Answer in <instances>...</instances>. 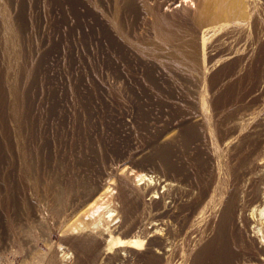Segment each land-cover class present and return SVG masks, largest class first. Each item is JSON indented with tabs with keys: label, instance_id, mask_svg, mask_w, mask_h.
<instances>
[{
	"label": "rangeland",
	"instance_id": "374dc122",
	"mask_svg": "<svg viewBox=\"0 0 264 264\" xmlns=\"http://www.w3.org/2000/svg\"><path fill=\"white\" fill-rule=\"evenodd\" d=\"M122 1L0 0V264H69L72 252L62 260L67 252L60 243L75 220L68 200L84 181H95L103 165L127 171V159L137 154L136 165L149 174L161 171L160 164L188 166L192 145L187 150L176 140L163 143L174 131L165 127L177 124L179 112L195 121L184 125L192 128L187 134L198 135L197 152L218 158L214 208L227 188L223 162L245 151L264 153V91L251 93L252 73L264 68V59L258 61L264 17L256 38L249 25L231 37L224 36L231 25L204 27L213 34L202 39L203 52L201 39L187 28L191 21L172 15L148 17L146 36L143 29L130 36V17L115 16L126 7ZM261 1L253 0L255 10ZM115 39L138 54L141 66L131 60V69L117 72ZM152 64L164 77L158 88ZM237 148L241 153L233 152ZM57 196L65 204L58 220L50 216ZM258 225L254 240L264 251V223ZM242 244L237 249L228 241L229 261L247 255L256 264L254 258L264 257Z\"/></svg>",
	"mask_w": 264,
	"mask_h": 264
},
{
	"label": "bare ground",
	"instance_id": "6f19581e",
	"mask_svg": "<svg viewBox=\"0 0 264 264\" xmlns=\"http://www.w3.org/2000/svg\"><path fill=\"white\" fill-rule=\"evenodd\" d=\"M123 1L126 7L114 11L118 20L125 14L130 17L129 35L132 33L133 36H140L141 29L145 34L143 27L146 26V21H150L148 17L155 20L162 16L160 13L164 18L172 15L179 20L191 21L187 23V28L193 35H197L195 38L201 39L203 52L207 46L202 45V39L213 34L210 28L203 29L204 27L231 25L233 29L224 35L231 37L236 36L238 27L244 29L242 25H249L256 38L262 27L260 16L264 17V5H258L259 9L255 10L257 7L253 5V0H181L176 5L167 0H145L139 5L133 0ZM88 8H84L86 15L90 14ZM115 43L116 59L119 60L115 63L117 72L121 73L132 66L131 60V63L135 61L141 66L139 56L132 48L119 40ZM263 48L261 44L259 62L264 59ZM152 67V82L158 88L164 77L159 71L156 72L155 64ZM251 77L254 80L251 93L262 95L264 68L259 66ZM126 83L124 84L127 85ZM169 96L172 100L178 99L173 93ZM131 115L128 117L129 121H132ZM186 117L187 114L179 112L177 124L172 123L165 127L167 132L174 131L170 136L165 134L163 143L176 140L187 150L192 145L193 154L188 166H175L171 163L168 167L164 165L163 169L160 164L161 171L149 174L146 170V174L145 167L136 165L139 161L137 159L136 162L135 158L140 155H131L126 162L132 169L125 171L126 166L122 168L115 163L103 165L95 181H84L80 184L79 191L68 193L69 196L72 194L67 203L68 208L71 207L70 220H75L67 226L69 232H62L64 236L60 243L67 252L62 254V260L67 259L70 251L72 253L69 259H72L69 264H140L141 261L147 264H230L232 260L237 264H251L248 261L251 257L248 259L245 255L248 259L245 260V257L237 256V253H234L237 257L232 255L229 261L228 255L232 253H225V249L228 250L230 240L235 242L237 249L242 248V243L246 242V246L250 245L252 250H256L257 256L264 254L262 247L258 245L260 241L254 240L255 237L259 238L258 224L264 223V153L258 155L256 151H245L242 155L232 154L228 162H223L227 188L224 186L226 189L223 196L214 208L211 203L218 192L216 180L220 177L218 158L209 152L201 155L197 152L195 142L198 141V135L187 134L186 131L192 128L184 125L187 122L193 124L195 121ZM199 134L204 139L203 132ZM243 141L244 139L241 140L242 143ZM237 149L233 152L241 153V148ZM153 171H157L156 168ZM61 201L59 196L53 201L50 210L53 219L58 220L65 213V204L62 205ZM215 215L217 221L213 219ZM249 232L253 235H249ZM262 257L254 258L256 264H264Z\"/></svg>",
	"mask_w": 264,
	"mask_h": 264
}]
</instances>
